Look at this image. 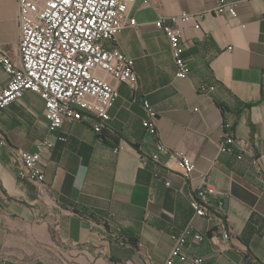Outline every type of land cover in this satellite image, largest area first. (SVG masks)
<instances>
[{
	"label": "crops",
	"instance_id": "0c3cea01",
	"mask_svg": "<svg viewBox=\"0 0 264 264\" xmlns=\"http://www.w3.org/2000/svg\"><path fill=\"white\" fill-rule=\"evenodd\" d=\"M229 1L236 17L214 15L217 0H135L136 25L112 45L133 59L137 87L108 79L118 98L99 133L94 120L49 133L44 103L30 91L0 111V264H164L171 236L187 227L204 240L185 252L204 264H264V5ZM158 20L182 31L185 79L175 77ZM19 40L18 0H0V49L18 60ZM8 82L0 65V90ZM143 100L156 113L157 136L141 125ZM225 132L249 151L221 152ZM45 138L54 145L43 160L47 192L17 176L12 156ZM157 142L191 158L189 179L166 158L152 160ZM200 174L223 202L224 226L190 207Z\"/></svg>",
	"mask_w": 264,
	"mask_h": 264
},
{
	"label": "built area",
	"instance_id": "2783aa9c",
	"mask_svg": "<svg viewBox=\"0 0 264 264\" xmlns=\"http://www.w3.org/2000/svg\"><path fill=\"white\" fill-rule=\"evenodd\" d=\"M152 1L142 0V3L149 5ZM134 3L135 0H18L19 56L14 60L7 51L0 49V65L9 77L6 87L0 90V111L30 91L44 103L43 115L49 133L59 131L64 123L88 120L96 121L94 130L99 133L118 98L108 79L134 89L137 87L133 59L112 45L120 31L136 25L129 14ZM212 13L216 16L237 15L235 3L229 0H217ZM189 18L188 14L182 13L177 20L185 23ZM155 27L169 41L176 66L175 77L187 78L190 68L182 56L181 29L165 24L163 20H158ZM142 106L145 118L141 125L148 135L157 136L156 113L148 101L143 100ZM224 128L229 129V125ZM60 140L65 141L64 138ZM53 146L45 138L36 143L33 152L13 150V159L20 164L17 176L47 192L43 160ZM235 148L249 151L246 141L225 132L219 144L220 151L230 153ZM151 158L164 165L167 161L173 162L185 179L195 171L191 158L184 151L171 150L161 142H157ZM199 180L201 188L190 201L194 215L207 221L216 220L224 226L222 200L215 197L216 191L208 184L206 174H200ZM229 238L230 233L225 230L222 239L227 241ZM171 240L173 248L164 264H204L203 259L185 252L187 243L204 240L200 232L187 227L180 234L171 236ZM137 246L141 248L140 243Z\"/></svg>",
	"mask_w": 264,
	"mask_h": 264
}]
</instances>
